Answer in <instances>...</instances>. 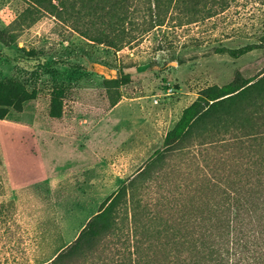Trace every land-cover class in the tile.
Here are the masks:
<instances>
[{
    "label": "rangeland",
    "instance_id": "rangeland-1",
    "mask_svg": "<svg viewBox=\"0 0 264 264\" xmlns=\"http://www.w3.org/2000/svg\"><path fill=\"white\" fill-rule=\"evenodd\" d=\"M223 2L216 16L197 24L169 21L145 35L127 28L134 40L114 52L82 39L66 13L58 17L28 0H0V32L12 42L9 48L0 45V86L12 89L11 102L25 96L10 106L0 99V264L52 259L105 198L148 164L199 93L237 74L251 79L264 71V49L228 53L256 43L264 31V0ZM51 101L61 118L94 127L84 133L94 156L60 182L34 179L9 158L13 150L31 151L21 140H32L47 126L41 120H54L48 117ZM55 138L47 137L48 147L56 145ZM190 170L181 156L167 161L147 197L153 202L161 184L171 188L187 181ZM80 257L81 251L72 260L79 264Z\"/></svg>",
    "mask_w": 264,
    "mask_h": 264
},
{
    "label": "trees",
    "instance_id": "trees-1",
    "mask_svg": "<svg viewBox=\"0 0 264 264\" xmlns=\"http://www.w3.org/2000/svg\"><path fill=\"white\" fill-rule=\"evenodd\" d=\"M28 1L54 16L66 13L82 39L114 52L134 40L127 28H140L145 35L169 21L197 24L216 16V7L225 4ZM6 38L0 32V45L9 48L12 42ZM247 49H264V31L255 44L228 53L242 55ZM9 89L0 86L3 104L25 102L23 94L11 102ZM48 117H62L54 101ZM180 156L191 168L187 181L171 188L161 184L151 202L150 185L163 176L167 161ZM79 251V264H264V71L251 79L237 74L228 84L199 93L148 164L99 205L72 243L43 264H78L72 259ZM107 253L112 258L101 263Z\"/></svg>",
    "mask_w": 264,
    "mask_h": 264
},
{
    "label": "crops",
    "instance_id": "crops-1",
    "mask_svg": "<svg viewBox=\"0 0 264 264\" xmlns=\"http://www.w3.org/2000/svg\"><path fill=\"white\" fill-rule=\"evenodd\" d=\"M45 122L40 121L41 125L46 124L47 126L38 129L37 134H34L32 140L28 141L25 138L21 140L23 144L27 142L30 144L31 151L24 149L20 153L13 150L11 152L13 156L10 155L9 158L18 167L28 172L31 171L34 179L60 182L64 178L66 179L65 176L74 173L72 169L74 166L81 164L83 165L82 168H84L87 162L86 158L89 155L94 156L93 152H90L88 148L90 140L84 141V133L87 135L91 134L94 131V127L88 130L84 128L85 121L76 122L73 119L66 118ZM68 125L72 126L70 128L72 131L76 130V134L69 133ZM52 135L56 137L57 143L54 146L50 145L48 147L46 140L48 136ZM81 144L82 147L80 146ZM8 180L10 182L12 179L9 178ZM20 181L23 182L24 180L20 179Z\"/></svg>",
    "mask_w": 264,
    "mask_h": 264
}]
</instances>
